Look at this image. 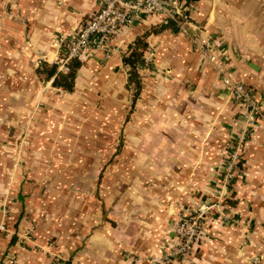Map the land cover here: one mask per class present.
I'll return each instance as SVG.
<instances>
[{
	"label": "crops",
	"instance_id": "1",
	"mask_svg": "<svg viewBox=\"0 0 264 264\" xmlns=\"http://www.w3.org/2000/svg\"><path fill=\"white\" fill-rule=\"evenodd\" d=\"M189 1L185 31L144 16L94 38L65 91L39 70L66 71L58 38L97 0H0V264H149L175 243L177 214L219 196L245 107L191 37L222 40L261 111L225 189L226 220L209 218L188 261L168 264H264V0ZM153 27L133 100L122 57Z\"/></svg>",
	"mask_w": 264,
	"mask_h": 264
},
{
	"label": "built area",
	"instance_id": "2",
	"mask_svg": "<svg viewBox=\"0 0 264 264\" xmlns=\"http://www.w3.org/2000/svg\"><path fill=\"white\" fill-rule=\"evenodd\" d=\"M189 0H97V8L90 18L84 21L73 36H60L58 46L61 51L59 63L66 68L72 58L81 59L89 56L95 46L96 37H110L131 27L144 16L158 17L161 22L172 21L177 31H185L189 22ZM194 50L199 53L201 61L213 65L223 85L232 96L245 107L246 123L228 144L227 154L222 165L220 183L222 191L219 196L210 200L198 201L188 214L184 212L174 224L175 243L159 254L150 255L149 264H168L172 261L186 263L199 242V234L207 218L215 213L226 216V187L235 179L241 151L248 134L247 127L260 115L261 106L254 98V92L241 79L231 76L227 69L228 57L222 51L223 42L219 37H191ZM152 53L143 56L141 64H151ZM2 228V225H0Z\"/></svg>",
	"mask_w": 264,
	"mask_h": 264
},
{
	"label": "trees",
	"instance_id": "3",
	"mask_svg": "<svg viewBox=\"0 0 264 264\" xmlns=\"http://www.w3.org/2000/svg\"><path fill=\"white\" fill-rule=\"evenodd\" d=\"M171 24V21L162 22L159 24L161 27H166ZM159 28H150L148 31L143 32L140 36H138L131 44L128 45L127 51L122 57V62L128 68V78H127V88H132L133 90V100H135L138 92L140 90V80L138 73V66L141 64L144 52L147 47L146 38L150 32L157 31ZM81 65V60L78 58H72L67 63L66 71H57V64H53L51 66H47L42 63V69L40 72L46 71L47 77H51L55 75L53 80V85L65 90L71 91L73 89V81L75 78V74L79 66ZM63 264H67L64 261Z\"/></svg>",
	"mask_w": 264,
	"mask_h": 264
},
{
	"label": "rangeland",
	"instance_id": "4",
	"mask_svg": "<svg viewBox=\"0 0 264 264\" xmlns=\"http://www.w3.org/2000/svg\"><path fill=\"white\" fill-rule=\"evenodd\" d=\"M221 175H222V169H220V172H219V180H220L221 177H222ZM220 182H221V181H220ZM219 191H220V189L218 190V194H219ZM221 191H222V189H221ZM191 208H192V207H191ZM191 208H189V209L186 211V214H188V213L190 212ZM183 213H184V212L177 214L176 219H175V222L178 220V218H179ZM213 217H220V218L226 220V219H225V216H223V215L221 216V215L218 214V213H215V215H214ZM209 218H211V217H209ZM209 218L206 219L205 223L207 222V220H208ZM175 222L173 223V229H174V224H175ZM205 223H204V224H205ZM203 226H204V225H203ZM202 229H203V227H202ZM201 232H202V230H201ZM199 237H200V239H201V234H199ZM200 239H199V240H200Z\"/></svg>",
	"mask_w": 264,
	"mask_h": 264
}]
</instances>
